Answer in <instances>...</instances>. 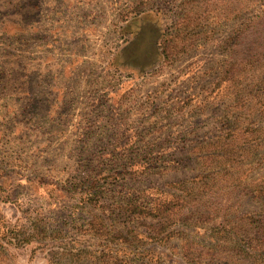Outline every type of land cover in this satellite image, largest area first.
<instances>
[{"label":"rangeland","instance_id":"374dc122","mask_svg":"<svg viewBox=\"0 0 264 264\" xmlns=\"http://www.w3.org/2000/svg\"><path fill=\"white\" fill-rule=\"evenodd\" d=\"M184 7L189 18L180 24ZM258 7L248 0H0V237L16 225L31 233L33 218L48 232H63L57 240L16 245L0 238V264H51L64 248L95 250L98 236L82 235L72 222L90 219L80 204L87 195L69 185L95 177V191L110 187L104 175L132 165L155 172L123 186L172 192L173 183L208 184L213 209L264 208V199L243 191L264 174V148L239 147L230 175L212 176L205 171L209 158H202L209 143L240 125L225 119L226 98L211 106V88L230 59L235 80L245 78L251 43L241 31ZM162 40L170 41V57L161 54ZM137 41L144 46L136 48ZM236 177L244 181L238 187ZM143 222L135 224L142 241L117 248L127 258L118 264H264V255L225 258L215 246L220 240L193 234L188 259L180 237L153 242Z\"/></svg>","mask_w":264,"mask_h":264},{"label":"trees","instance_id":"16d2710c","mask_svg":"<svg viewBox=\"0 0 264 264\" xmlns=\"http://www.w3.org/2000/svg\"><path fill=\"white\" fill-rule=\"evenodd\" d=\"M252 1L254 4H259V7L255 9L256 13L247 20L241 31L246 40L249 39V43H251L249 52L245 53L247 55L244 64L246 68L248 67L244 72L245 78L241 83L235 80L236 74L229 72V66L235 65V62L230 59L226 63V70L224 69V73L214 79L211 88V106L227 101L225 119L232 123H240V125L233 126L232 130L229 129V133L219 135L217 141L208 144L210 149L205 152L206 156H202V158H209V164L205 171L212 176L222 173L230 175L228 171L233 170V165L238 162L236 158L240 152L239 147H246L254 143L257 149L259 146L264 148L262 146L264 145V0H248V2ZM245 9L243 7L241 11ZM182 10L183 16L180 24H185L189 14L186 7ZM162 41L161 54L165 53L166 57H170L168 55L170 41ZM171 53L174 55L176 52ZM221 87H224L225 92L229 94L220 95L218 90ZM223 97L227 100L225 101ZM229 99L234 104H231ZM232 118L233 120H231ZM237 129L242 133H236ZM210 152L212 153L208 155ZM261 156L264 162V153ZM244 165L246 166L242 162V166ZM133 166L120 168L111 174L104 175L106 176L103 177L104 184L110 187L105 186L97 191L95 188L98 187L97 183L100 179L95 177L93 179L88 177L69 185L72 187L70 192L82 191L87 195L85 199L80 200L81 209L87 208L92 212L90 219L85 223L80 224L79 218L74 217L72 221L76 225L74 227L79 228L82 235H97L100 243L95 250L86 246H79L74 250L75 247L64 248L62 251L54 253L60 259L56 261L49 259L51 264L53 262L62 264L64 257L68 258L70 264H118L121 261H126L127 258L124 257V254L119 255L117 248L122 246L124 250H127L130 245L140 243L143 233L135 228V224L144 225L143 221L146 219L149 224L145 226V231L151 241L165 243L170 241L172 236H169L175 233L174 235L184 241V249L181 252H183L182 256L188 259H191L192 254L188 244L191 241L190 234L193 236L204 235L216 241L220 240L218 243L215 242V246H219V252L225 258L248 259L251 262V260L259 259L264 255V208L239 213L240 206L233 203L230 205V209L224 211H221L217 205L213 209V202L206 196L212 186L208 184L198 185V189H196L194 186L185 188L179 183H173L170 185L172 192L153 187L140 189L123 186L120 182L128 181L140 174L155 172L153 171L155 167L151 165L140 166L142 169L139 171L133 170ZM248 168L250 169V167ZM204 178L198 176L197 182L209 183L210 179ZM236 178L238 179L236 187L244 183V181H239L238 177ZM246 178H248L247 174ZM201 186H206L205 194L200 190ZM243 187L246 196L264 199V174H260ZM112 191L113 193H111ZM118 192L119 194L116 195ZM112 194L113 196H111ZM41 222L42 219L33 218L32 227L28 228L31 233L23 230L22 225L5 227L0 238H5L9 244L16 245L17 243L32 242L35 239L57 240L63 237V232L60 229L51 227L48 232L44 228L45 223L39 224ZM73 243L75 241H72ZM199 254L203 256V253ZM84 260H88V262L83 263ZM232 261L236 264H243L239 260Z\"/></svg>","mask_w":264,"mask_h":264},{"label":"flooded vegetation","instance_id":"af4514ba","mask_svg":"<svg viewBox=\"0 0 264 264\" xmlns=\"http://www.w3.org/2000/svg\"><path fill=\"white\" fill-rule=\"evenodd\" d=\"M143 47L144 46V44L143 43H141V41H140V43H139V41H137V43H136V48L137 47ZM147 47H150V41H149V43H146L145 44V48H147Z\"/></svg>","mask_w":264,"mask_h":264}]
</instances>
